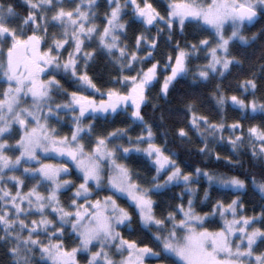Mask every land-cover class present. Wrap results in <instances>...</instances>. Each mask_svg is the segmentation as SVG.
<instances>
[{"label": "snow or ice", "instance_id": "6c2138e0", "mask_svg": "<svg viewBox=\"0 0 264 264\" xmlns=\"http://www.w3.org/2000/svg\"><path fill=\"white\" fill-rule=\"evenodd\" d=\"M160 2L162 10L151 0H22L25 10L20 11L13 0H0V76L7 85L0 89V247L6 257L0 264H81L80 256L85 264H146L147 259L161 264H264V124L245 130L241 122L249 113L264 114V94L256 96L264 89V25L246 34L264 20V0ZM189 25L196 27L194 36L210 32L211 38L189 41ZM258 41V63H253L256 52L249 49ZM205 49L206 63L191 69V60ZM98 57L109 68L100 86L90 75ZM246 60L247 75L237 84L242 95H228L230 87L223 83H215L209 93L221 119L197 115L198 97L186 94L187 126L177 128L175 137L191 143L192 132L199 139L198 155L224 159L237 169L242 167L239 159L221 157L212 145L226 143L234 155L246 148L260 163L259 179L201 167L186 171L191 165L181 167L174 158L179 153L169 147L164 127L172 119L167 104L175 85L190 71L193 84L223 81L233 68L243 70ZM159 72L168 73L162 83ZM62 80L77 90L68 91ZM157 83L159 92L152 97L157 102L152 103L149 96ZM87 90L93 95H85ZM58 97L66 99L58 102ZM149 105L153 113L159 111L158 118L144 112ZM229 107L240 113L231 124L223 115ZM121 113L122 122L130 123L96 134L98 120L112 117L109 122H114ZM65 119L70 135H61L55 126ZM135 128L140 132L133 137L129 133ZM52 153L67 162H47L46 154ZM139 155L154 174L142 176L123 162ZM70 164L79 183L70 178ZM201 179L207 181L202 199ZM27 182L31 187L24 191ZM180 185L175 198L187 197V207L169 205L175 210H162L158 217L153 195ZM249 185L262 201L259 213L251 216L242 214V195L227 203L212 195L221 189L247 195ZM69 190L65 203L61 194ZM120 196L130 201L128 208L117 202ZM197 199L211 211L198 213ZM217 214L221 226L205 227ZM137 228L150 233L155 247L126 239L120 230L131 234Z\"/></svg>", "mask_w": 264, "mask_h": 264}, {"label": "trees", "instance_id": "16d2710c", "mask_svg": "<svg viewBox=\"0 0 264 264\" xmlns=\"http://www.w3.org/2000/svg\"><path fill=\"white\" fill-rule=\"evenodd\" d=\"M203 1V0H202ZM13 2L16 4V7L20 11H24V5L22 3V0H13ZM151 2L162 10V5L160 0H151ZM169 0H164V4L168 3ZM127 19V17L125 18ZM259 19V18H258ZM264 25V20L260 21V23H257L254 27H250L248 31H246V34L250 35L253 32H257L260 27ZM196 31V27L193 25H189L186 28V38L189 41L195 42L199 39H203L205 37H210V32H199L197 35H193V33ZM153 32H155V29H153ZM132 32L129 31V36H131ZM176 39H183L180 36H177ZM259 45L260 42H257V45L254 46L253 49H249V52L255 51L256 56L252 57L253 63H258L257 57L259 56ZM47 46V45H46ZM94 46V45H93ZM170 51V49H169ZM206 49L204 51H201L199 53L198 59L191 60V63L189 67L191 69H194L196 65L204 64L206 63V60L204 59ZM234 54H236L234 50ZM157 59H160L159 55L157 56ZM161 64H163V61H161ZM149 65H145V67H148ZM248 71V61H245L243 70L238 68H233L230 74H226V78L223 81H213L212 84H202L197 82L196 84H193V77L192 72L190 71L187 76L180 79L179 83L175 85L176 91L172 92L169 100L170 103L167 104V107L173 110L172 119L166 120L164 127L168 129V139L172 141L169 144L170 148H173L176 150L179 155L177 158L178 161L181 163V167H185V165H191V167L185 168L186 171L192 170L194 167H201L206 168L209 170H213L217 173L224 174L225 176H240L241 178H245V174L249 175H257L260 171V163L259 161H253L251 159L250 152L245 148V151L238 152L236 155H234L231 151V146L227 145L226 143L223 144V146L220 145H212L215 152H219L221 157H231L233 161L239 159L242 162V167L240 168H233L231 165L227 163L226 160L222 159L220 161H216L214 158H206L203 156H200L196 153L195 148L199 146V139L197 136H195L192 132L189 133L191 137V143L188 141H180L176 139L175 137V130L179 127H186L187 126V119L188 116L183 112L184 109V99L186 97V94L188 95V98H191V96L194 94L196 97H198L197 101V107L195 109L197 115H205L209 116L210 119L219 121L221 119V115L218 114L215 101L211 98L209 93L211 92L212 87L215 83H223L225 86L230 87V91H228V95L236 94V95H242L240 91L237 90V84L240 83L245 76L247 75ZM108 72L109 68L105 66V58L104 57H98L97 62L93 65V70L90 73V75H93L95 77V82H97L98 86H100L104 81L108 78ZM167 72H159V80L160 83L163 81V77L166 75ZM112 75H115L113 72ZM60 78L59 76L57 77ZM65 88L68 89V91L77 90L72 84L66 82L65 80L61 81ZM160 83L155 84V86L151 89L149 99L152 103H156L157 101L152 100V97L156 96L160 89ZM105 87L111 86V85H104ZM118 87V86H117ZM85 95H93L92 90H87L84 92ZM262 94H264V89L256 93L257 97H260ZM66 97H60V100H64ZM96 100H100L101 97L97 94L95 95ZM248 99H251V96H248ZM161 104H164L165 101L160 100ZM181 110L179 112H176V110ZM131 109H129V112ZM144 112L149 114V116H155L159 117V111L153 113V110L151 108V105H149L147 108L144 109ZM225 122L228 124H231L234 120L240 119V113L238 111H235L232 107L227 108V110L223 113ZM63 116V114L61 115ZM148 118V117H146ZM179 118L180 123H174V121ZM91 119V117L89 118ZM112 120V117H109V120H98L97 121V129L96 134H100L101 132H104L106 134V131H112L116 128L125 127L126 123H130V121L122 122L124 121V115L121 113L119 116L115 117L114 122H109ZM88 123V121H86ZM157 119V123H158ZM242 124L245 127V130L255 124V125H261L264 124V114L261 113H249L248 118L241 120ZM70 121L67 119L64 120V122L60 125L56 124L60 134H70L71 129L69 127ZM154 130L155 127H154ZM140 132L139 128H135L134 131L129 133V135L135 137ZM230 133L225 132L224 136H229ZM157 143H162V140H157ZM120 143H123L125 146L127 145L126 141H120ZM146 145V144H145ZM144 145H142L143 147ZM188 149H191L189 151ZM129 165L130 168H132L134 171H138L142 176L147 175L151 176L154 174L153 171H149L148 167L146 166L145 159L142 155L134 156L132 159L123 161ZM72 169L73 175L71 176L76 182H79V180L76 179V176L79 174L76 169L74 168V165H69ZM257 178L259 179V176L257 175ZM200 197L202 199L203 197V189L207 188V182L201 179L200 181ZM183 189V185H180L178 187L170 188L164 192H162L159 195H153V200L158 205L155 207V211L157 216L159 217L161 214V211L163 210L166 214L167 211H174V207H170L169 205H177L182 203L186 198H184L183 201L176 199V194L180 193ZM108 193V192H103ZM71 195V190L64 192L61 194V197L67 201L68 197ZM213 198L215 199H221L224 200V202H229L231 199L235 198L236 195H242V202L245 205L246 211L243 212L244 215H254L258 214L260 211L259 205L261 204V198L258 193L254 192L251 185H249L248 188V194L243 195L241 193H233L227 189H221L218 191L212 192ZM201 199H197L194 207L197 212L204 213V212H210L211 208L209 205L202 203ZM129 207V204L127 205ZM131 211V208H130ZM222 221L219 219V217L215 216L210 219L209 222L205 223V227H208L209 229H217L221 226ZM259 226V225H258ZM133 227H136L134 224ZM124 232L126 239H134L138 243L144 244L147 243L150 247H155L151 235L147 231H142L139 228L134 233L129 234L124 229L121 230ZM156 231L155 228L151 229V233H154ZM4 249L0 247V262H3L6 260V257L3 255ZM82 257V256H80Z\"/></svg>", "mask_w": 264, "mask_h": 264}, {"label": "rangeland", "instance_id": "374dc122", "mask_svg": "<svg viewBox=\"0 0 264 264\" xmlns=\"http://www.w3.org/2000/svg\"><path fill=\"white\" fill-rule=\"evenodd\" d=\"M103 2H104V0H101V3L103 4ZM203 2V1H202ZM209 2H210V0H209ZM103 10H104V8L102 7L101 9H100V11L101 12H103ZM126 18V17H125ZM228 31L230 32V29H228ZM208 38H211V36L210 37H208ZM43 47H47L46 45H44ZM67 52L65 51L64 53H63V55L65 56V57H67ZM168 73H166V75H167ZM45 79H47V77H44ZM3 77L2 76H0V89H2L3 87H6L7 85L6 84H4L3 83ZM57 101L59 102V101H61L60 100V97H58L57 98ZM63 114V116L65 115L64 113H61V115ZM53 124H55V121H53L52 122ZM85 123H87L86 121H85ZM58 125H60V124H58ZM55 126H57V125H55ZM61 135H65V134H61ZM70 135V134H69ZM113 143H115V141L113 142ZM143 147H146V145H144ZM10 155H12V153H9ZM16 154H18V153H16ZM47 155V157H48V159H47V162H50V163H65V162H67L66 161V159L65 158H61V157H59L57 154H55V153H52V154H46ZM42 159H43V157H42ZM75 168V167H74ZM77 171V170H76ZM78 172V171H77ZM166 175V174H165ZM66 178H68V177H66ZM71 179H73L72 177H70ZM74 180V179H73ZM204 181H206L205 179H203ZM80 182V181H79ZM79 182H76V183H79ZM207 182V181H206ZM31 183L32 182H27V186L25 187V189H24V191H27L28 190V187H31ZM10 187H11V185H9ZM41 191H44V189L43 188H41L40 189ZM109 193H103V192H101V193H99V195L100 196H103V195H108ZM96 197L95 196H93V197H91V199H95ZM186 199L184 200V205H185V207H187V197H185ZM61 200L62 201H64L65 203H67V201H65L62 197H61ZM117 202L120 204V206L121 207H126V208H128V204H130V201H128L127 200V198L126 197H124V196H120V197H117ZM129 210H130V208H129ZM200 214H203V213H200ZM218 215V214H217ZM220 218V217H219ZM221 219V218H220ZM120 230H122V229H120ZM234 239L237 241V242H239V236L237 235L236 237H234ZM262 247H264V246H262ZM259 250V249H258ZM125 255H126V253H125ZM79 259H80V261H81V264H85V259H84V257L82 256V257H79ZM146 264H161V262L160 261H158V260H156V259H147L146 260Z\"/></svg>", "mask_w": 264, "mask_h": 264}, {"label": "crops", "instance_id": "0c3cea01", "mask_svg": "<svg viewBox=\"0 0 264 264\" xmlns=\"http://www.w3.org/2000/svg\"><path fill=\"white\" fill-rule=\"evenodd\" d=\"M243 214V213H242Z\"/></svg>", "mask_w": 264, "mask_h": 264}]
</instances>
